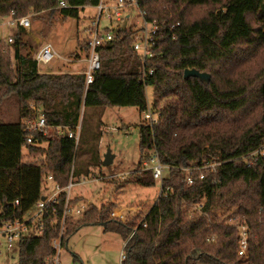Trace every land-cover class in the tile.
Here are the masks:
<instances>
[{"label":"trees","instance_id":"1","mask_svg":"<svg viewBox=\"0 0 264 264\" xmlns=\"http://www.w3.org/2000/svg\"><path fill=\"white\" fill-rule=\"evenodd\" d=\"M60 1L0 0V18L16 20L45 11L60 18H79L81 10L100 0H64L66 6ZM198 6L207 9L192 13ZM141 8L148 19L163 23L153 55L144 61L133 49L130 26L122 25L116 40L99 47L102 66L89 85L83 71L40 72L35 55L26 50L23 25H16L17 33L10 41L13 63L5 59L0 39V115L10 100L21 106L20 119L4 122L0 118V219H22L23 189L35 191L49 173L64 187L71 179L79 182L88 176L89 166L101 164L98 145L92 148L93 159L78 162L84 133L93 135L95 130L92 137L98 141L103 135L102 129L89 125L86 109L137 106L147 112V87L152 86L151 106L159 116L156 122L140 124L139 165L155 152L169 165L160 197L135 225L110 218L96 206L76 223L71 215L66 219L63 244L82 225L100 224L126 242L121 264H264V156L256 153L264 145V68L253 75L243 73L240 68L245 61L238 57L241 47L253 56L264 45V0H141ZM188 67L211 73L210 82L186 78ZM28 100L42 101L50 125L75 129L81 123L78 143L67 134L49 137L43 146L28 143L21 127V120L31 114L32 108L30 113L22 109L23 103L29 106ZM24 146L41 156L39 172L37 166L22 161ZM212 160L219 163L193 170L194 181L187 183L184 167ZM143 173L137 177L139 182L154 185L153 171ZM66 197L63 191L46 207L44 226L37 234L21 237L19 264H47L56 254L53 240L60 234L61 223L55 222L54 215L61 220ZM37 199L39 194L33 203ZM77 200L70 199V207ZM231 208L249 225L246 255L238 253L239 226L219 217L220 211Z\"/></svg>","mask_w":264,"mask_h":264},{"label":"rangeland","instance_id":"2","mask_svg":"<svg viewBox=\"0 0 264 264\" xmlns=\"http://www.w3.org/2000/svg\"><path fill=\"white\" fill-rule=\"evenodd\" d=\"M197 9H207V7L198 6L192 13H199L200 11ZM48 12L26 15L31 21V27L26 29L25 40L28 41L26 50L34 57L44 44L51 43L56 49L58 55L54 61L38 65L40 72L78 73L84 71V59L87 55L85 42L89 27L97 18L98 9L95 6H86L81 10L79 18L67 17V19ZM127 13L123 16L122 21H114L113 24L129 25L128 31L133 28V26L131 27L133 24L139 26L140 18L137 9L133 10V19L131 20L128 19ZM13 20L10 16L0 18L1 45L5 52V59L11 63L14 62V51L11 46L12 42H9L8 39L15 38L17 33V26L13 24ZM109 25L111 23L104 20L101 23V28ZM239 52L238 57L245 61L244 67L240 68L245 70L243 73L253 75L264 68V45L257 47L253 56H247L248 53L243 47ZM246 56L248 58H245ZM147 96L148 111L154 112L155 109L151 106L155 99L152 86L147 87ZM163 102L164 100L160 101L161 104ZM27 104L29 106L23 103L22 109L30 113L32 105L40 107L42 101L28 100ZM20 107L14 100H10L6 104V111L0 115V118L4 122L20 119ZM29 109L31 110L29 111ZM155 112H158L157 109ZM85 113L90 119L89 125L92 129H102L103 135L98 141L92 137L96 133L95 130H93V135L88 134L87 131L84 133L86 138L85 141H83L84 136L81 138L82 148L79 152L78 162H89L90 158L93 159L92 148L98 145L101 164L89 166L91 172L88 176H83L72 188L70 197L78 198L75 206L83 208V212L94 209L93 206H96L100 211L106 210L110 218L129 222L132 225L138 224L162 193V183L159 179H156L154 185L146 186L142 185L137 178L143 176V172H145L146 161L144 165H139L141 161L139 127L145 120L149 121L145 118L146 112H141L137 106H103L88 108ZM82 116L80 121H82ZM87 128L89 129L88 126ZM157 141L158 143L162 141L160 136ZM47 144L48 142H43V145ZM87 147H89L88 150ZM161 147L166 148L165 145ZM109 148L115 154V158L112 164L104 166V155ZM2 153L3 148L0 147V154ZM170 153L174 155L172 151ZM21 158L24 163L37 166L35 169L37 168L36 171L39 172L42 163L39 154L30 152L28 147L24 146ZM26 170L28 169L26 168ZM167 173L168 170H166L165 176ZM42 179L40 185L35 189L36 193L32 188L31 193L27 189H23L24 211L34 212L35 203L39 199L34 203L33 201L36 196L38 197V194L39 198L42 196L51 198L56 193L58 189L56 183L47 179L46 176ZM29 193H33L32 196ZM233 211L235 208L220 211L219 217L222 219L228 217V221L231 223H236L238 226L244 224L249 227L247 220L245 221V218L240 215H234ZM82 214L73 213L74 223L82 218ZM125 244L126 242L120 234L105 232L100 224L82 225L68 236L62 246L60 264H121V255ZM0 264H19L18 241L15 242L12 249H9L5 237L0 236Z\"/></svg>","mask_w":264,"mask_h":264},{"label":"built area","instance_id":"3","mask_svg":"<svg viewBox=\"0 0 264 264\" xmlns=\"http://www.w3.org/2000/svg\"><path fill=\"white\" fill-rule=\"evenodd\" d=\"M60 3L63 6L67 5L64 0H61ZM95 7L98 9V15L96 20H94L92 25L89 27L88 37L85 42L87 46V55L84 59L85 69L83 73L86 76V85H89L94 81L96 72L102 66L99 47L109 41L116 40L120 35L122 25L113 24L114 21H122L123 16H125L126 12H128L127 17L129 19H133V10H138V16L140 18V21H138L139 26H133V28L129 29V31L133 32L134 36L133 49L144 58V61L148 57H151L153 55L154 48L157 42L160 40V31L163 25L162 21H160L159 19L150 20L147 18V12L141 8V0H100ZM103 19L111 23V25L101 28V23L104 21ZM13 24L23 25L27 29L31 27V21L28 16H23L19 19L13 20ZM12 40V37L8 39L9 42ZM57 55L58 53L54 46L51 43H47L38 50L35 55V59L37 60L39 65L48 64L54 61ZM151 73H153V70H150V74ZM144 74H147L146 70L144 71ZM158 116V112L156 113L155 111H147L145 114V118L148 119L150 123L156 122ZM21 127L26 141L37 146H43V142H46L49 137H58L65 134H67L71 138H75L76 142L78 143L81 131V123H79L75 129L71 127H63L60 125H50L47 121L42 104L40 107L32 105L31 114L22 120ZM256 153H260L264 156V145L259 150H257ZM218 163V161L212 160L207 161L203 166L184 167L187 171V183L192 184L194 181L192 175L193 170H201L209 166L213 167ZM167 168H169V165L162 162L158 152H155L150 157V160L146 161L145 163V169H151L153 171L155 179H159L161 181L162 190L163 180ZM203 176L204 174H201V177ZM46 177L50 180L54 179L52 173H49ZM77 183L78 182L71 179L69 184L64 187L56 184L58 189L53 197L48 198L46 196V199H42L43 196L40 197L39 200L35 203L34 212L23 210L24 216L20 220L2 221L0 219V236L5 237L7 247L9 249H12L15 242L18 241L19 243L21 237L25 234H37L44 226L42 217H44L46 207L51 203L56 202L59 194L63 191H66V207L61 220L59 221L57 216L54 215L55 222L57 224L61 223L60 234L56 239L53 240V245L56 248V254L49 257L47 260V264H60L62 246H64L62 242V236L65 232L66 219L69 216L73 215V213L81 214L85 212H83V208L76 206L70 207L69 204L70 199H72V197H70L71 190ZM16 203L20 204V200L17 199ZM54 212H56V209H54ZM37 221L41 222L37 224ZM239 229L241 238L239 242L240 246L238 249V253L240 255H246L249 246V227L243 224L239 225ZM125 258L126 252L123 251L121 255V261Z\"/></svg>","mask_w":264,"mask_h":264},{"label":"water","instance_id":"4","mask_svg":"<svg viewBox=\"0 0 264 264\" xmlns=\"http://www.w3.org/2000/svg\"><path fill=\"white\" fill-rule=\"evenodd\" d=\"M184 76L186 78L190 76L198 77L205 84H208L211 80V73H209L208 71H201L200 69H197L195 67L186 68L184 72ZM114 158H115V154L109 148L104 155L103 165L107 166L112 164ZM42 199H46V196H43Z\"/></svg>","mask_w":264,"mask_h":264}]
</instances>
